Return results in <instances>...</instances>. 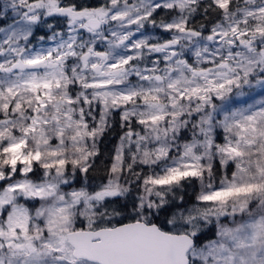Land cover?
Here are the masks:
<instances>
[{"label": "snow or ice", "instance_id": "obj_1", "mask_svg": "<svg viewBox=\"0 0 264 264\" xmlns=\"http://www.w3.org/2000/svg\"><path fill=\"white\" fill-rule=\"evenodd\" d=\"M0 25V264H264V99L232 106L264 89V0H0Z\"/></svg>", "mask_w": 264, "mask_h": 264}, {"label": "trees", "instance_id": "obj_2", "mask_svg": "<svg viewBox=\"0 0 264 264\" xmlns=\"http://www.w3.org/2000/svg\"><path fill=\"white\" fill-rule=\"evenodd\" d=\"M199 20H200V17L195 18V22H199ZM0 26H5V25H0ZM149 31L154 32V33H161V35L163 34L160 31V29L153 30L152 27H149ZM45 32H47L46 28L40 30V34H43ZM33 43L34 45L39 44L38 41H34ZM258 91L255 89L254 94L250 98L252 97L257 98V95H259L261 96V98L264 99V93H263L264 89H261ZM116 119L118 121V116L116 117ZM113 127L115 130L106 132L104 136L99 140V143H98L100 154L95 158V166L97 168V171L93 173L95 182L97 184L100 182L101 179H104L106 181V178H107L106 169L110 167L111 165L112 156L114 155L115 149L119 143V136L122 134V130L119 128L118 123L115 124ZM139 167L143 168L145 171L148 170L146 166H143V167L139 166ZM196 191H198V185L195 190L193 188H189L187 190V197L189 199H194Z\"/></svg>", "mask_w": 264, "mask_h": 264}, {"label": "rangeland", "instance_id": "obj_3", "mask_svg": "<svg viewBox=\"0 0 264 264\" xmlns=\"http://www.w3.org/2000/svg\"><path fill=\"white\" fill-rule=\"evenodd\" d=\"M130 2H131V0H130ZM134 27L135 26H133V28ZM149 27H151V26L148 25V26H146V29L142 30V32H144L145 35H152V36L156 37L157 39H159V38H166L169 35L168 33H164L161 30L160 31L163 33L162 35H161V33L151 32V31H149ZM139 35L140 34L138 33L137 34V37L138 38H139ZM50 46H54V42L53 41H46L44 43L39 42L38 45H34V47H36V48H39V47H50ZM0 59H2V58H0ZM255 89L257 91L258 90H261V88H259V87L253 88L251 90H246L248 94H246L243 98H238V99L233 100L232 101V106L233 107H243V106H246L249 103H256L259 100H262L263 98H261V96H259V95H257V98H255V97L254 98L253 97L250 98L254 94ZM217 103H219V101H217Z\"/></svg>", "mask_w": 264, "mask_h": 264}]
</instances>
